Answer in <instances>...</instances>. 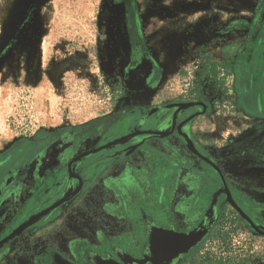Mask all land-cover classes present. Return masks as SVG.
Returning <instances> with one entry per match:
<instances>
[{"label":"rangeland","instance_id":"obj_1","mask_svg":"<svg viewBox=\"0 0 264 264\" xmlns=\"http://www.w3.org/2000/svg\"><path fill=\"white\" fill-rule=\"evenodd\" d=\"M262 121L264 0H0V192L33 185L0 264L140 259L166 215L223 216L198 256L264 264V154H220Z\"/></svg>","mask_w":264,"mask_h":264},{"label":"flooded vegetation","instance_id":"obj_2","mask_svg":"<svg viewBox=\"0 0 264 264\" xmlns=\"http://www.w3.org/2000/svg\"><path fill=\"white\" fill-rule=\"evenodd\" d=\"M36 6L37 5L35 2L31 3V8L34 9ZM29 19H30V16H28L27 19H25L23 21L24 25H26L28 23ZM193 95H206V94L204 92L199 91L198 89H195V92ZM258 101L259 100H257V104H256L257 107H258ZM255 103H256V101H255ZM96 149H98V148H96ZM96 149H92L90 151H83L78 155V157L70 158L66 162L65 172H67V174L74 179V177H76V175L73 173L74 166L81 159H83L86 155H88L91 152H94V150H96ZM251 153L255 154V155H257V154L263 155L264 154V121H262L259 125L252 126L248 130H243L242 133L239 134V137L237 139H229L227 144L223 147L222 151H220L221 156H223L224 158H228L229 160L231 159L232 161H235V162L240 161V160L248 157ZM8 159L5 158L4 160L0 161V168L4 167V165L8 162ZM30 177L32 178V182H33V180H35V181L37 180V179H34L33 176H31V175H30ZM26 178L29 180L28 176ZM76 178H78V177H76ZM19 182L20 183L15 184L17 189H16V191H14L15 195L10 197L11 199L8 197V194H11V193H7L8 191L2 190L3 192H0V196L2 195L1 200H0V227H3V223L6 222L5 217L7 216V211H6L7 207L10 205L11 207H19L20 208L23 197L29 196L28 191L33 187V185L31 186V184L29 185L26 182H22V181H19ZM207 187L211 188L210 186H207ZM19 204H20V206H18ZM31 217L32 216H29L27 219H29ZM232 218H233L231 220L232 224H234V222L240 223V218L236 214H234ZM163 221H164L163 224H155V225L162 227L164 229H173L177 232H184V231L177 229V227L175 226L173 221L171 219H169V217L167 215L165 216ZM223 221H224L223 216H221V218H219L216 221V223L211 227L208 235L215 228L219 227L220 229H222V225L224 223ZM25 224H26V222L24 224L19 225V226H22V225L24 226ZM19 226H17V227H19ZM17 227L15 230H17ZM208 235L200 243V244L203 243L202 247H203L205 241H209L207 239ZM7 236L8 235L1 237L0 242L3 239H5ZM11 239H9L8 241L10 242ZM8 241L0 244V248L4 247ZM201 249L195 255V257H206V254L198 256ZM0 257H5V256L1 255ZM184 257L186 260L187 255ZM229 263H230V261H229Z\"/></svg>","mask_w":264,"mask_h":264},{"label":"water","instance_id":"obj_3","mask_svg":"<svg viewBox=\"0 0 264 264\" xmlns=\"http://www.w3.org/2000/svg\"><path fill=\"white\" fill-rule=\"evenodd\" d=\"M107 146L105 145L94 151H98ZM57 205V203L52 205L48 211L54 209ZM212 226L213 220L209 218L202 220L194 229L188 232H177L173 229H164L155 224L147 223L145 229L147 244L142 257L136 259L119 251L117 254L121 264H175L204 240ZM21 230L13 231L0 244L18 235ZM96 262L97 264H120L113 260H102L100 258H97Z\"/></svg>","mask_w":264,"mask_h":264},{"label":"trees","instance_id":"obj_4","mask_svg":"<svg viewBox=\"0 0 264 264\" xmlns=\"http://www.w3.org/2000/svg\"><path fill=\"white\" fill-rule=\"evenodd\" d=\"M228 233H222L221 229L215 228L207 237L208 240H215V239H221V241H224L227 237ZM203 244V243H202ZM202 244H199L197 247L192 249L187 257L186 262L187 264H228L229 259L224 257H208L209 255L206 254V257H195V255L199 252V250L202 248Z\"/></svg>","mask_w":264,"mask_h":264},{"label":"bare ground","instance_id":"obj_5","mask_svg":"<svg viewBox=\"0 0 264 264\" xmlns=\"http://www.w3.org/2000/svg\"><path fill=\"white\" fill-rule=\"evenodd\" d=\"M23 227H24L23 225L19 226V227H17V230H21Z\"/></svg>","mask_w":264,"mask_h":264}]
</instances>
